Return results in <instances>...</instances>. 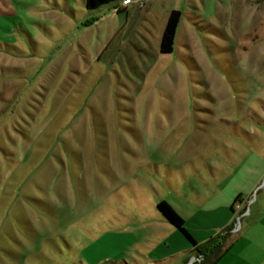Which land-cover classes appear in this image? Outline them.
I'll return each mask as SVG.
<instances>
[{
  "label": "rangeland",
  "instance_id": "1",
  "mask_svg": "<svg viewBox=\"0 0 264 264\" xmlns=\"http://www.w3.org/2000/svg\"><path fill=\"white\" fill-rule=\"evenodd\" d=\"M113 4L0 0V264H167L157 201L192 216L240 137L264 150V0Z\"/></svg>",
  "mask_w": 264,
  "mask_h": 264
},
{
  "label": "crops",
  "instance_id": "2",
  "mask_svg": "<svg viewBox=\"0 0 264 264\" xmlns=\"http://www.w3.org/2000/svg\"><path fill=\"white\" fill-rule=\"evenodd\" d=\"M120 1L112 3L111 8L120 4ZM130 5L122 8V10L126 11ZM240 139L246 151L243 152L240 149L235 154L234 159L229 156L231 162L229 168H213L211 180L206 184V187L203 186L199 191L192 189L195 196L192 201L194 212L192 216H184L169 203L183 218L185 228L196 243L206 241L209 237L214 236L221 229L231 224L235 219V214L245 207L248 208V212L243 216L244 218H250L252 215L259 216L249 222L244 230L241 227L239 232L233 233L227 238L228 249L214 264H264V223L257 225L260 223L259 220L264 218V213H261L260 201L258 202V194L260 195L262 190L261 196L264 195V150L258 156L253 149L249 151L242 137ZM177 191L179 192L178 189ZM237 196L239 198L235 200ZM156 217L163 224L175 229L183 242L172 249L171 252L165 254L167 257L163 262L167 264H185L191 255L196 254L193 245L173 225L167 222L158 211ZM241 232L243 234L240 235ZM249 233L257 236L258 239L247 250V247L242 243V235ZM235 248L238 249L237 252L230 256ZM258 252L261 254L257 255ZM196 264H205V262Z\"/></svg>",
  "mask_w": 264,
  "mask_h": 264
},
{
  "label": "trees",
  "instance_id": "3",
  "mask_svg": "<svg viewBox=\"0 0 264 264\" xmlns=\"http://www.w3.org/2000/svg\"><path fill=\"white\" fill-rule=\"evenodd\" d=\"M119 0H84V5L88 10L98 9L102 6L112 4ZM124 11L118 10L117 13ZM181 12L177 9H172L168 13L164 28L162 30L159 40V53L168 54L173 50V44L175 39L176 30L180 22ZM94 19L93 21H95ZM239 196L235 198L238 199ZM157 211L163 216V218L173 225L187 240L193 245L195 255L202 256L201 262H194L205 264H214L228 249L226 244L227 238L232 235L231 228L233 227L234 220L231 224L221 229L214 236L209 237L202 243H196L192 236L185 228L183 218L171 207V205L165 200H159L156 203Z\"/></svg>",
  "mask_w": 264,
  "mask_h": 264
},
{
  "label": "built area",
  "instance_id": "4",
  "mask_svg": "<svg viewBox=\"0 0 264 264\" xmlns=\"http://www.w3.org/2000/svg\"><path fill=\"white\" fill-rule=\"evenodd\" d=\"M147 0H121L120 4L115 5L114 7H112V10H114L115 12H117L118 10L125 8L126 6L130 5V4H134L137 5L139 7H143L145 6ZM264 155V154H263ZM251 200V199H250ZM249 200V201H250ZM248 212V208L245 207L242 211H240L238 214V216L234 219V224L233 227L231 228V233H237L240 230V222L239 219L243 216H245ZM202 261V256L200 255H194L193 259L188 262V264H193L194 262H201Z\"/></svg>",
  "mask_w": 264,
  "mask_h": 264
}]
</instances>
